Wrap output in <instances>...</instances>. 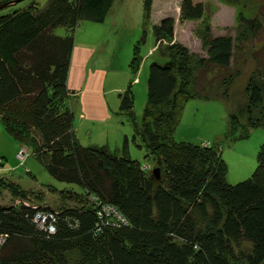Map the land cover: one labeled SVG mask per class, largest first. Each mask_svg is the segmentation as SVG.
<instances>
[{
  "label": "trees",
  "instance_id": "obj_1",
  "mask_svg": "<svg viewBox=\"0 0 264 264\" xmlns=\"http://www.w3.org/2000/svg\"><path fill=\"white\" fill-rule=\"evenodd\" d=\"M112 1L47 0L41 10L30 3L0 16L1 128L26 150L25 158L79 189L60 191L61 203L53 209L26 203L25 191L0 177V193L18 200L0 205V264H264V145L250 178L229 185L217 147L172 139L187 100L226 99L237 75L230 71L237 47L230 37H211L204 29L197 36L205 57L192 60L184 46L172 42V19L150 27L154 54L163 62L147 67L140 120L130 85L117 94V114L130 122L134 145L145 144L159 170L156 183L152 169L130 158L128 138L121 148L79 144L67 107L73 96L66 87L73 33L80 22L103 23ZM151 5L142 0L144 23ZM202 15L201 4L180 2L179 21ZM238 22L253 34L259 28L254 18ZM58 27L64 36L53 34ZM145 38L142 30L131 49L128 68L134 75ZM244 95L238 115L246 118L228 115L226 140L264 129V116L252 117L264 105V70L257 67L248 78ZM105 208L113 212L106 216ZM41 210L53 215L52 232L34 225L33 215ZM115 215L123 221L115 222Z\"/></svg>",
  "mask_w": 264,
  "mask_h": 264
},
{
  "label": "rangeland",
  "instance_id": "obj_2",
  "mask_svg": "<svg viewBox=\"0 0 264 264\" xmlns=\"http://www.w3.org/2000/svg\"><path fill=\"white\" fill-rule=\"evenodd\" d=\"M122 1L126 3L124 4L123 17L118 20L117 26L114 28L119 36L118 44L115 49L114 44H108L107 50L100 52L102 58H100L99 64L103 68L101 70L107 73L104 85L105 91L107 86L115 87L118 84H124V88H126L130 85L128 82L134 78L138 79L137 84H131L130 86L133 98V113L137 120H140L145 105L147 67L151 62L160 64L163 62L154 55L157 43H154V38L150 33L152 25L157 24L163 18L172 19L174 23L172 42L184 46L192 55V60L205 57V50L202 49L197 36L204 29H207V34L211 37H230L237 46L234 49L230 66V71L236 72L237 75L228 88L226 99L187 100L173 131L172 139L174 142L217 147L220 158L226 166L225 181L227 184L234 185L250 178L256 167V153L264 145V129H254L246 138H235L234 141L226 140L224 135L229 114H237L240 121H244V117L246 118L244 115H238V111L243 110L246 105L244 89L247 80L257 67L264 70V0H191L193 3L201 4L203 8L202 18L196 21H179V5L182 0H153L149 19L146 23L142 20V0H116L113 9L116 10ZM113 2L114 0L111 6ZM30 3H34L36 8L41 10L46 5L47 0H23L12 5L7 3L6 7L0 9V16L25 9ZM242 17L244 19L254 18L259 23V28L254 34L249 28L243 27L242 23L238 22V19ZM83 24L91 25L94 28H102V32L100 31L97 34L101 35L102 38L104 37L106 24H85V22L78 23L73 37ZM142 30L145 31L146 35L145 43L139 49L142 61L138 72L134 75L128 68V63L131 58L132 46L139 39ZM65 33V29L62 27L53 30V34L59 37L64 36ZM79 36H83V34H79ZM108 41H111L110 36H106L104 43ZM121 68L124 70L121 74H125L122 77L121 74H115ZM202 75L197 74V76ZM213 75L214 72L212 71L207 73L205 77L209 79ZM125 77L128 81H125ZM119 93L116 92L115 97ZM67 107L71 110L69 101ZM260 115L264 116V105L261 109L252 112L254 118H258ZM115 119H113L114 122ZM117 120V129L121 132L124 130L129 132L127 138L130 158L137 161L141 168L151 170L156 167L145 144L137 140L135 143L140 145L141 148L134 145L131 140L130 122L126 117L119 116ZM105 125H107L106 132L104 130V133L100 134ZM113 127H115V124L111 121L110 123L100 124V131L93 128L91 132L93 136L94 134H100L96 136L97 138H108L110 149L121 148L122 140L118 141L116 145L114 139L115 128ZM82 144H84L82 146L89 145L87 143ZM21 149L23 148L18 147V150ZM16 160L5 165L6 169L9 170H3L5 173L0 172V177L16 184L25 191L29 198V202L26 203L46 205L57 209V206L61 203L60 191L72 190L79 192V189L74 185L52 179L32 157L25 158L22 165ZM36 194L41 197L40 200L37 199ZM12 199L13 197L9 193L1 191V206L18 201Z\"/></svg>",
  "mask_w": 264,
  "mask_h": 264
},
{
  "label": "crops",
  "instance_id": "obj_3",
  "mask_svg": "<svg viewBox=\"0 0 264 264\" xmlns=\"http://www.w3.org/2000/svg\"><path fill=\"white\" fill-rule=\"evenodd\" d=\"M115 2L116 0H114L105 20L101 23L106 24L103 38L97 34L100 31L102 32V28H94L91 25L84 24L81 25L79 31L75 32V36L73 37L66 87L73 94L69 101L71 111L74 110L72 112L73 129L81 145H84L82 143H87L89 145L86 146L106 145L110 148L108 138L100 139L96 137L104 133V130L106 132L107 125H105L100 134H94V136L91 129L94 128L100 131V124L110 123L111 121L115 124L113 128H115L114 139L116 145L123 137L127 138L129 135L128 131L124 130L121 132L117 129L116 125L119 118L117 114L118 98L114 94L123 91L125 89L124 84H118L115 87L107 86L105 91L104 85L107 73L101 70L103 68L99 64L100 58H102L100 52L107 50L108 44H114V49L118 44L119 36L116 34L114 28L117 26L118 20L123 17L124 4L126 3L122 1L119 7L114 10ZM86 23L93 24L90 22ZM79 34H83V36H79ZM106 36H110L111 41L104 43ZM96 40H98L97 43H95ZM115 67L117 66L115 65ZM123 72L124 70L121 68L115 74ZM124 75L121 74V77ZM125 81H128L127 77H125ZM128 83L130 86L131 84H137L138 79L134 78ZM113 119H115V122ZM17 150L18 145L3 132L0 126V161L2 167L0 168V172L9 170L6 169L5 165L16 159ZM4 171L2 173H5Z\"/></svg>",
  "mask_w": 264,
  "mask_h": 264
},
{
  "label": "built area",
  "instance_id": "obj_4",
  "mask_svg": "<svg viewBox=\"0 0 264 264\" xmlns=\"http://www.w3.org/2000/svg\"><path fill=\"white\" fill-rule=\"evenodd\" d=\"M4 1H7V0H0V3L4 2ZM7 3V2H6ZM26 157V151L25 149H21V150H18V152L16 153V159L19 161V163H22V161L25 159ZM18 201H15V203H17ZM35 208L34 206H31V208ZM107 212H113L112 209H109V208H105L104 210V215H108ZM33 223L34 225L36 226V228L38 229H45L47 230L48 232H52L53 230V227H52V224H53V221H54V217L53 215L50 213V212H44V211H37L34 215H33ZM113 220L115 222H122L123 220L120 218V216L118 215H115L113 217Z\"/></svg>",
  "mask_w": 264,
  "mask_h": 264
},
{
  "label": "water",
  "instance_id": "obj_5",
  "mask_svg": "<svg viewBox=\"0 0 264 264\" xmlns=\"http://www.w3.org/2000/svg\"><path fill=\"white\" fill-rule=\"evenodd\" d=\"M21 1H23V0H15L14 2H10L8 5H12V4H15V3H18V2H21ZM7 6V4H5V5H1L0 6V9L1 8H4V7H6ZM151 177H152V179H153V181L156 183L157 181H158V179H159V170H158V168H153L152 170H151Z\"/></svg>",
  "mask_w": 264,
  "mask_h": 264
}]
</instances>
